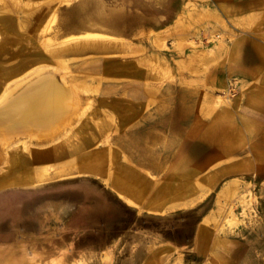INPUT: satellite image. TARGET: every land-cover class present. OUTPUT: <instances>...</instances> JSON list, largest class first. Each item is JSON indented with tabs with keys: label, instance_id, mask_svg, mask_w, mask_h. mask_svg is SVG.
Here are the masks:
<instances>
[{
	"label": "rangeland",
	"instance_id": "374dc122",
	"mask_svg": "<svg viewBox=\"0 0 264 264\" xmlns=\"http://www.w3.org/2000/svg\"><path fill=\"white\" fill-rule=\"evenodd\" d=\"M44 72L75 115L0 133V261L264 264V0H0V98Z\"/></svg>",
	"mask_w": 264,
	"mask_h": 264
},
{
	"label": "bare ground",
	"instance_id": "6f19581e",
	"mask_svg": "<svg viewBox=\"0 0 264 264\" xmlns=\"http://www.w3.org/2000/svg\"><path fill=\"white\" fill-rule=\"evenodd\" d=\"M86 34L85 39L98 38V36L95 37L97 33L88 34L87 32ZM100 48L105 49L103 45L100 47L86 42L80 49L78 48L79 50L70 48L69 51L83 52ZM24 69H26L24 65L15 68L20 72ZM14 89V92H6L0 98V133L4 139H10L9 134L15 130L29 132L27 134L38 137H40L38 134L40 130L46 131V136H53L55 134L53 130L66 124L73 114L75 115L77 101L70 86L60 83L51 72L38 73L29 80L20 81Z\"/></svg>",
	"mask_w": 264,
	"mask_h": 264
},
{
	"label": "crops",
	"instance_id": "0c3cea01",
	"mask_svg": "<svg viewBox=\"0 0 264 264\" xmlns=\"http://www.w3.org/2000/svg\"><path fill=\"white\" fill-rule=\"evenodd\" d=\"M88 32V34H91V33H97V34H104V35H109V34H107V33H102V32H99V31H96V30H85V31H83L82 33H79V34H77V35H84V34H86ZM90 32V33H89ZM76 36V35H75ZM109 36H113V35H109ZM219 43V45H223V43L222 42H218ZM71 48H73V49H75V47H71ZM79 49H80V47H78ZM78 48H76V49H78ZM78 49V50H79ZM72 53H74V52H72ZM20 66V65H19ZM25 66V65H24ZM105 69H108V67L107 68H105ZM104 69V70H105ZM105 71H110V70H105ZM104 71V72H105ZM111 72V71H110ZM119 72V71H118ZM121 73L122 72H119V73H117V71L115 70V72H114V70L111 72V73H108L107 72V74H110V75H112V76H115V75H121ZM135 73H137V72H135ZM94 74H96L95 72H93V75ZM137 75V74H136ZM90 77V76H89ZM109 83H111L112 84V82H110L109 81ZM113 83H115V85H119V84H121L122 85V87H124L123 86V84H125V83H123V81H121V82H113ZM116 86V87H117ZM115 87V88H116ZM121 91V93H123L124 91H125V89H123V90H121V87L119 88V89H114V91ZM113 91V92H114ZM127 92V91H126ZM134 92V95H139V86H136L135 85V90L133 91ZM108 96V95H107ZM107 96H104V97H102L101 98V100H100V102L103 104V105H106L107 107H109L110 109H112V110H117V108L120 110L119 111V113H120V124L123 126V125H125L127 122H129V120H131V117H133V115L135 114V113H130V114H127V113H124V114H122L123 113V111L125 110V107L127 106V100H126V96H127V94L125 93V97H124V101L123 102H125L126 103V105H124V104H122L121 106H119V107H117V106H115L114 104L113 105H111V102H112V100L110 99V98H108ZM126 100V101H125ZM122 103V102H121ZM203 138H204V135L202 136ZM214 138L215 139H217L218 141H219V139H223V138H226L225 137V133L223 132L222 133V135H220V134H216L215 136H214ZM193 153L195 154V153H197V151L195 150V149H193ZM128 179L129 180H135L132 176H128ZM124 183V182H123ZM153 183V182H152ZM153 185V184H152ZM147 186H151V184H149V185H147V184H145V183H139V189H141L142 187L143 188H148ZM152 188H154V186H151ZM154 190V189H153ZM152 191V190H151ZM0 264H13L12 262H10V261H0Z\"/></svg>",
	"mask_w": 264,
	"mask_h": 264
}]
</instances>
